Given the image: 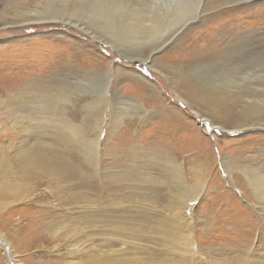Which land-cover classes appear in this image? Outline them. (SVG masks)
I'll return each mask as SVG.
<instances>
[{"label": "bare ground", "instance_id": "obj_1", "mask_svg": "<svg viewBox=\"0 0 264 264\" xmlns=\"http://www.w3.org/2000/svg\"><path fill=\"white\" fill-rule=\"evenodd\" d=\"M137 1L139 5L133 4L132 0H21L22 8L16 10V16L21 19L17 21L21 26L53 22L73 25L75 29L79 27L77 25L79 18H87L95 24L99 20L103 22L116 20L117 23L119 21L115 28L122 30V33L117 35V31L115 34L92 32L91 37L110 45L130 62H139L158 71L172 81L175 89L185 93L187 101L203 108L204 113H208L215 122L220 119L222 122L220 126L224 129L237 131L240 128L249 129L253 125L264 126V63H261V58L264 57V31L259 32L254 28L246 30L244 26H247L248 22L238 23L243 15L242 9L248 8L245 0H227L224 5H218L220 1L217 0L218 3L213 2L210 6H208L210 0ZM261 1L264 2L257 0ZM29 5L33 6V9L28 8ZM205 7L211 11L209 13L204 11ZM224 19L227 21L224 22ZM194 21L200 23L197 28L185 27ZM113 25L107 28V31L114 32ZM99 29L97 27V31ZM103 29L105 31L106 28ZM220 29H228L230 35L217 39L214 37L215 40L209 39L210 33L213 36V32ZM180 33L182 34L179 39L177 36ZM123 37L126 38L125 43H129L127 41L130 39L137 46H150L151 53L144 55L138 49H129L125 43L121 45ZM174 39H178L177 43L174 42L175 44L160 56V60L167 58L169 64L157 68V60L152 56L153 53L159 52ZM200 39L204 41L200 42ZM198 43L200 46H197ZM212 59L216 60L212 62ZM221 60L224 62L223 67L216 69L220 81L206 83L208 86L204 84L202 88L193 80L195 70L200 73L198 70L200 66L207 63L211 65ZM172 64L179 70L172 69ZM113 67L112 62L105 70L70 66L68 73L63 74L60 71L48 74L47 77L29 79L23 87L18 86L11 90L9 97L14 100V109H7L6 99L0 95V114L5 108L10 111L9 123L12 129L19 128L24 134L15 142L13 165L0 157V208L14 209L20 205L25 207L26 211L38 208L39 217L43 215L47 217L43 222V231L54 240L62 237L73 241L74 244H69L72 255L82 253L83 248L79 250L82 246L76 236L86 229L95 236L102 233L106 238L107 235L110 240L118 234L128 235L126 238L130 240L131 227L137 226L142 234L154 236L155 239L151 237L153 240L150 241L156 240L158 246L164 249L155 253L158 249H154V246V248L144 246L143 251L138 250L140 255L145 254L140 263L137 253L136 257L129 256V253L124 254L125 249L105 251L102 249L104 244L99 246L93 243L88 246L91 250L89 257L88 254L85 255L87 260L76 264H190L193 259L190 255L201 252L199 253L192 244V233L185 219V206L195 201L204 191L208 176L206 155H198L199 161L196 164H194L196 157L192 159L188 157L180 163L174 156H177L176 153L167 151L165 153L167 158H164V161L155 165L152 170H142L145 159L136 143L132 148L120 147L124 153L123 156H118L119 162L102 166L103 156L110 154L102 147L101 134L104 132L109 137L110 132L119 129L125 120L129 123L136 121L142 126L150 115L138 98L118 94V90L114 89V81L119 75L115 77ZM123 70L129 71L127 68ZM12 73L14 77L16 72ZM133 73L139 84L131 86L139 87L141 93L146 92L150 99L156 97L157 101L160 100L162 102L160 113L164 114L162 118L164 121L166 117L168 119L171 112L158 86L139 72ZM15 83L22 84V81ZM2 88L6 90L8 86ZM135 90L137 91V88ZM180 98L184 100L183 97ZM189 102L187 104L190 107ZM172 117L173 123L166 128V134L171 135L181 127L185 131L182 124L184 121L179 117ZM1 125L0 130L3 129ZM81 132L82 140L94 142L97 146L94 163L89 162L82 149L69 146L66 142L67 135L77 136ZM223 157L222 159L220 156L224 173L228 181L233 183L231 177L233 163L225 155ZM1 161L5 162L1 164ZM240 173L253 199L264 204V161L242 167ZM42 185L46 193L56 198L57 205L52 206L53 211L50 205L43 203L46 197L37 194V189ZM83 188L88 192H83L81 190ZM115 191H120L122 196L119 197ZM161 191L165 192L162 196L166 202L160 209L167 213L162 218H149L145 213L133 218L132 215L127 216L123 212L114 218L108 215L110 213L107 210L100 211L97 206L103 201L108 204V208H115L116 206L112 205L113 197H119L121 205L123 202V204L145 202L153 192L158 195ZM133 204L128 207L133 208ZM43 206L47 207L48 211L45 208V212ZM129 208L126 209L129 211ZM154 209L156 207H149L148 210ZM137 220L139 224H133ZM34 224L36 223L33 220L32 225ZM133 237L135 238L134 235ZM260 238L259 245H262L264 233ZM33 243L36 247L41 246L39 239ZM125 244L124 242L123 246L126 247ZM55 246L45 247L46 250L42 249L40 256L54 250ZM112 246L113 244L110 245ZM241 248L247 255L244 257V254L238 253L226 264H257L252 260L257 258L264 261V249L258 246L253 248V245L249 247L247 242L242 243ZM122 255V258L113 259V256L115 258ZM212 264L223 263L212 261Z\"/></svg>", "mask_w": 264, "mask_h": 264}, {"label": "rangeland", "instance_id": "obj_2", "mask_svg": "<svg viewBox=\"0 0 264 264\" xmlns=\"http://www.w3.org/2000/svg\"><path fill=\"white\" fill-rule=\"evenodd\" d=\"M20 1L21 0H0V95L3 99H6L5 107L7 109H14L15 103L14 100L9 97V94L13 88L18 86L23 87L29 79L47 77L50 74H55L60 71L63 74L66 72L68 73L70 66L78 67L80 69L99 68L105 70L110 62H112L115 77L118 75L120 76L114 81V89L118 90V94L138 98L144 104V107L150 115L144 121L142 126H139L136 121L129 123L128 120H125L124 125L119 129L110 132L109 137L105 135L104 132L101 134L100 141L103 143L102 147L104 150H108L110 154V156H103L101 162L102 166H108V164H112L115 161L119 162V159H117L118 156H123L124 153L120 150V147L123 149L129 147L132 148L136 143V147L145 159L144 168L142 170H152L155 165L164 161V158H167L165 154L167 151L176 153L177 156H174L177 161H180V163H183V160H187L188 157L191 159L196 157V161L194 162V164H196L199 161L197 159L198 155H206L205 159L207 162L208 176L206 178L204 191L195 201H191L185 206V219L187 220L186 224L192 233V244L199 253L201 252V254L195 253L196 255H190L193 258H191L193 261L190 259V264H212V261L226 264L230 262L229 259L235 258L238 253L244 254L243 256L245 257L247 254L243 252V249L241 248V245L244 242H247L249 247L253 245V248L258 246L259 248L264 249V242L262 245H259L261 234L264 233V204L253 199L254 197H252L251 193L247 190L245 180L240 173L242 167H248V165H254L259 161H264V126L253 125L249 129L240 128L237 131L224 129L220 126L222 123L220 119L217 120L218 122H215L208 113V115L204 113L203 108L199 106L196 107V105L187 101V98L184 96L185 93L175 89L173 84H171L172 81L164 77L158 71H154L153 69L148 68L147 65L139 62H130L126 58H123L118 52L114 51L110 45L91 37L90 33L92 32L115 34L117 31V35L122 33V30H116L115 28V26H118L116 25V20V22H103V20H99L95 24L87 18H79L77 20V25L79 26L77 27L78 29H75L73 25L67 26L66 24L53 22L21 26L17 22L21 19L16 16V10L19 11L22 8L20 6ZM219 1L218 5H224L227 0ZM213 2L218 3L217 0H210L208 6ZM244 2L248 8L242 9L243 15L240 17L241 19L238 23H241V21L248 22L249 24L244 26L246 30L254 28L259 32H263L264 2H257V0H245ZM132 3L137 4L139 2L137 0H132ZM28 8L33 9V6L29 5ZM203 10L208 13L211 11L207 7ZM196 21L187 24L185 27L197 28L200 23ZM226 21L227 20L224 19V22ZM105 22L109 24L106 23L104 27ZM112 25L113 28H115H112V30L115 31H107V28ZM95 26L100 29L97 31V27L95 28ZM103 28H106L105 31ZM213 28L214 26L212 27V30ZM244 28H242V31L245 32ZM85 30L87 32H85ZM183 32H185V30ZM182 33L177 36L179 39ZM224 33H227V35ZM212 35L213 36H211V33L209 35V39L211 40H213L214 37L217 39L219 37L228 36L230 35V31H228V29H220L213 32ZM124 37L122 39L124 42L121 40V45L125 43L126 38ZM128 39L129 38L127 37V40ZM176 40L178 41V39H174L172 42L166 44L162 50L153 53L152 56L156 57L157 60V68H160V65L169 64L167 58L160 60V56H162L166 49L177 43ZM203 41L204 39H200V42ZM127 42L129 43H125V46L129 49H138V51L144 55L151 53V50L149 51V49H151L150 46H137V44H134L130 39ZM197 46H200V43H198ZM171 51L172 50H169V52ZM215 60L216 59H212L211 61L213 62ZM223 64L224 62L221 60L212 63L211 65H208L207 63L200 66L198 69L200 73L195 70L193 80H195L196 83H199L202 88H204L206 83L213 84V82L220 81L216 69L217 67H223ZM122 67L129 69V71H124ZM172 69H175V71L179 70L174 65ZM133 71L139 72L158 86L159 91L164 95L165 101L167 100L166 105L171 112V116H168V119L166 117V120L164 121L162 118L164 114L160 113V103H162L160 100L157 101L156 97L150 99L146 92L141 93L139 87L131 86L139 84ZM183 71H185V69ZM12 72H16L14 77H12ZM214 76H217V78H214ZM17 81H22V84L15 83ZM4 86H8V88H6L7 91L2 88ZM136 88L137 91L135 90ZM207 94L208 93H206V95ZM180 97H183L185 101ZM157 98L159 97L157 96ZM187 102L190 103V107ZM6 108L5 110H2V114H0V125L2 124L1 128H3L0 130V157H3V160H6L13 165L12 154L15 149V142L23 137L24 134L19 128L16 130L12 129L9 123L10 111H7ZM172 116H175L176 118L179 117L184 121L182 124L185 127V131H183L181 127V129L175 130L171 135L166 134V128L173 123L174 117ZM107 120L108 118L106 121ZM122 135H124V137ZM103 152L104 151H102V155H104ZM224 155L230 159V162H232L234 166L231 172L233 183L228 181L224 173L221 160V158H224ZM4 162L5 161H1V164ZM83 189H81L83 192H88L86 189ZM115 193H118L119 197L122 196L120 191H115ZM164 193V191H161V193L157 195L153 192L151 197L145 199V202L142 201L144 203L137 201V204V202H135L137 205L129 202L127 204H123V202L121 205V199L119 197H113L114 202L112 205H114V207L116 206L115 208L117 209L108 208V204H105L103 201L97 206L100 208V211L107 210L110 213L108 215L111 217L113 216L114 218L119 217L122 212L124 215L127 214V216L132 215L131 217L133 218L140 217L139 215H143L144 213L149 218H162L167 214L160 209L166 202L165 197L162 196ZM37 194L46 197L43 203H47L48 206L50 205V208L53 211L52 206L55 204L57 205L56 198L46 193L44 185L37 189ZM132 204L133 208L130 209L128 206H131ZM147 206L156 207V209L151 211L148 210L149 207ZM17 208H8L5 210L0 208V264L81 263L87 260L85 255L88 254L87 257H89L91 248H88V246L93 243L99 244V246L104 244L102 249L105 251L110 249L114 251H123L125 249L124 254L129 253V256L136 255L137 257L138 254L141 256L137 257L139 261L145 257V254L140 255L138 252V250H140V252L143 251L144 246L146 248L147 246L148 248L155 247L154 249H158L155 253L164 250L158 246L159 243L156 240L150 241L152 238L155 239L154 236H151V238L146 234L144 235L139 227L132 226L130 230V232H132V237L129 235L130 240L126 238L128 235L123 234H120L121 236L119 234L117 236L115 235L110 240L107 235L106 238L102 233L95 236L87 229L82 233L80 232L77 236L75 232L77 241H80V245L82 246H80L81 248H79V250L83 248V251L78 255H72L73 253L70 252L71 248L69 247V244H74L73 241L70 239H62V237L54 240L49 238L46 231H43V222L47 217L45 218L43 215V218L41 217V219L38 215V208H34L33 211H26L24 209L25 207L23 208L21 205ZM45 208L48 211V208L43 206L44 211ZM65 208H67V206H65ZM126 208H129V211ZM130 211H132V213ZM33 217L36 218L34 219ZM33 220L36 223L34 225H32ZM138 222V220L137 222L134 221L133 224H139ZM59 226H61V224ZM135 231L138 234H136ZM36 239H39V244L41 246H34L35 244L33 242ZM73 239L74 238H72V240ZM124 242L127 244H125L126 247L123 246ZM127 242L132 244H128ZM112 244L113 246L110 247ZM54 245H56L54 250L47 252L44 251L45 254L40 256V254H42V249L46 250L45 247L49 248ZM131 249L132 251H130ZM121 252H119V254ZM120 257L122 258L123 255L115 258L113 256V259L117 260ZM252 260L257 264H264L263 259V262L260 261L259 258ZM142 261L140 263H142Z\"/></svg>", "mask_w": 264, "mask_h": 264}, {"label": "snow or ice", "instance_id": "obj_3", "mask_svg": "<svg viewBox=\"0 0 264 264\" xmlns=\"http://www.w3.org/2000/svg\"><path fill=\"white\" fill-rule=\"evenodd\" d=\"M261 63H264V57L261 58ZM83 135L81 132L79 135H67L66 142L69 146L78 147L84 151L86 158L89 160L90 163H94L95 156L97 154V146L94 142L88 141L85 142L80 137ZM103 138V137H101Z\"/></svg>", "mask_w": 264, "mask_h": 264}]
</instances>
